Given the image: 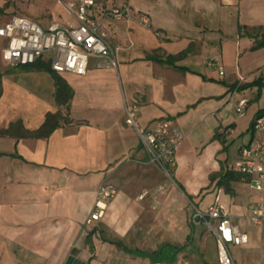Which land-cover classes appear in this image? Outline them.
<instances>
[{
    "label": "crops",
    "instance_id": "crops-1",
    "mask_svg": "<svg viewBox=\"0 0 264 264\" xmlns=\"http://www.w3.org/2000/svg\"><path fill=\"white\" fill-rule=\"evenodd\" d=\"M77 1L0 0V26L13 16L42 27L76 25L66 5ZM124 5L146 14L150 26L102 14ZM91 12L116 49L117 68L90 58L84 75L58 73L73 96L68 121L48 137L24 132L58 110L54 81L43 70L8 66L0 38V133L21 122L18 133L0 134V264H218L213 235L194 220L218 190L248 238L235 245L240 264H264V224L246 217L254 193L243 180L230 182L229 191L217 183L233 170L264 109V48L251 49L254 39L239 30L264 25V0H96ZM210 58L224 74L207 66ZM240 99L247 101L242 115L235 111ZM132 103L142 128L166 120L182 131L173 182L126 125ZM101 185L116 194L87 223Z\"/></svg>",
    "mask_w": 264,
    "mask_h": 264
},
{
    "label": "built area",
    "instance_id": "built-area-1",
    "mask_svg": "<svg viewBox=\"0 0 264 264\" xmlns=\"http://www.w3.org/2000/svg\"><path fill=\"white\" fill-rule=\"evenodd\" d=\"M96 0H78L66 5L67 10L74 14L77 24H60L51 22L42 27L25 17L13 16L0 26V38L5 39L1 51L2 60L10 67L33 64L38 60L49 63L57 73L69 72L84 75L90 58L98 59V67L117 68L118 61L113 49L101 31L100 22L91 10ZM102 14L115 20H128L135 16L145 26H150L149 17L144 13H135L127 5L113 6L105 9ZM207 66L216 67L219 73L224 70L218 65L216 58H210ZM244 77H239L241 82ZM246 99L235 104V111L242 115ZM139 106L135 103L125 105V123L133 127L146 150L148 159L157 165L168 177L175 166L176 152L184 135L182 131L169 121L159 120L151 129L139 125L137 113ZM232 169L242 176L254 198L247 205L246 217L256 225L264 224V113L257 116L251 127L250 139L240 148ZM220 190L206 211L196 209L194 220L205 224L213 235L216 245L218 264H235L229 251V245L245 244L247 235L233 224L220 200ZM116 194L111 185H101L97 191L93 212L87 223L99 220L107 208L109 200ZM142 193L139 198H142ZM161 264V263H157Z\"/></svg>",
    "mask_w": 264,
    "mask_h": 264
},
{
    "label": "trees",
    "instance_id": "trees-1",
    "mask_svg": "<svg viewBox=\"0 0 264 264\" xmlns=\"http://www.w3.org/2000/svg\"><path fill=\"white\" fill-rule=\"evenodd\" d=\"M1 10V9H0ZM239 30H244L245 35L254 39V44L251 49L256 50L260 48H264V25L259 26L253 31L249 32L244 27H239ZM151 58L155 57L152 55ZM164 61L168 63H173L171 57H167ZM20 69L24 70H43L48 72L53 81H54V100L58 110L55 112H48L45 115L44 121L41 126L33 131L24 132L29 137H48L57 127H59L63 122L68 121V112H69V102L73 96L72 88L67 84V82L63 79V77L51 69L50 65L46 61L38 60L33 64L28 65H19ZM0 93H1V84H0ZM65 113L63 114V110ZM264 113V109L257 112L255 118ZM21 128V122L16 121L15 123H11L9 127L2 131L0 134H9V133H18ZM218 185H224L226 190L230 189V182L232 181H240L242 180V176L233 170L223 171L218 175Z\"/></svg>",
    "mask_w": 264,
    "mask_h": 264
},
{
    "label": "rangeland",
    "instance_id": "rangeland-1",
    "mask_svg": "<svg viewBox=\"0 0 264 264\" xmlns=\"http://www.w3.org/2000/svg\"><path fill=\"white\" fill-rule=\"evenodd\" d=\"M51 6V5H50ZM57 8V7H56ZM164 177L165 179L168 181V182H173L172 181V178L171 177H168L165 173H164ZM196 223L200 222V221H195ZM262 228H264V225L262 226ZM207 229V228H206ZM229 251L230 253L237 259L236 261V264H240L242 261H241V256H242V249L239 247V246H235V245H229ZM257 251V250H254L252 251V254ZM260 251V250H259ZM209 254V257L211 256L210 253ZM253 256V255H251ZM253 258V257H252ZM246 260V259H245Z\"/></svg>",
    "mask_w": 264,
    "mask_h": 264
}]
</instances>
